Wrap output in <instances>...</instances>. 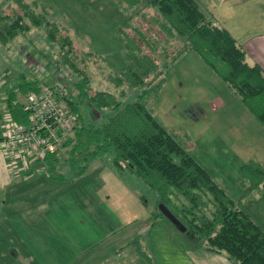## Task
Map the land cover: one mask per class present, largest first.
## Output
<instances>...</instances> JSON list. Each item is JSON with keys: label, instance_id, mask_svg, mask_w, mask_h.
I'll return each instance as SVG.
<instances>
[{"label": "rangeland", "instance_id": "obj_1", "mask_svg": "<svg viewBox=\"0 0 264 264\" xmlns=\"http://www.w3.org/2000/svg\"><path fill=\"white\" fill-rule=\"evenodd\" d=\"M25 1L46 20L66 29L74 51L81 57L80 65L88 76L90 90L115 96L123 90L121 103L135 97L140 88L114 86L110 80L131 56L119 28L129 21L151 32L135 9L117 0ZM8 2L0 0V6ZM57 49L55 43L47 40L43 25L30 26L0 44V84L5 76L10 83L31 78L38 83L59 81L72 92L80 114L78 123L94 120L97 112L79 97L73 83L76 77L60 63ZM143 100L160 124L231 198L241 197L242 208L264 230V185L243 192L239 176L240 164L249 159L264 165V125L246 109L237 94L194 51L188 50L164 71L158 87L145 92ZM56 151L54 164L59 178L45 176L49 171L44 161L42 170H34V177L16 189L29 200L28 206L35 214L31 215V222L37 223L34 211L42 206V212L46 209V216L52 217L50 222H61L63 246L70 245V238H75L72 244L79 249L78 264H82L80 259L84 255L127 253L118 247L125 245L127 239L133 243L142 237L145 222L162 225L181 249L189 245L191 238L158 212L156 193L128 170L118 171L113 166L112 148L99 151L80 174L75 172L77 167L68 169L65 146L59 144ZM34 193L42 198H35ZM147 215L149 219H145ZM195 242L203 244L200 240Z\"/></svg>", "mask_w": 264, "mask_h": 264}, {"label": "trees", "instance_id": "obj_2", "mask_svg": "<svg viewBox=\"0 0 264 264\" xmlns=\"http://www.w3.org/2000/svg\"><path fill=\"white\" fill-rule=\"evenodd\" d=\"M117 1L135 9L151 29L148 32L129 21L119 28L131 56L110 80L114 86L140 88L125 103L120 99L123 90L117 96L90 90L81 57L66 29L46 20L25 0H10L0 6V44L30 26L43 25L47 40L58 48L60 63L74 73L79 97L97 112L94 120L79 122L60 143L65 146L64 161L69 169L77 167L75 172L80 174L99 151L112 148L113 166L118 171L128 170L150 187L157 195L156 204L162 202L170 210L184 225L187 237L202 241L208 251L224 252L235 264H264V230L242 208L241 197L231 198L160 124L143 100L150 87L162 83L164 71L192 50L264 125V74L259 65L245 60L242 46L226 28L212 22L196 0ZM170 47L174 49L168 50ZM36 84L29 81L20 86L25 92ZM72 108L79 120L77 105ZM14 111L12 116L20 119ZM56 149L46 159L49 177L60 176L54 164ZM239 176L243 192L258 190L264 184V165L249 159L240 164Z\"/></svg>", "mask_w": 264, "mask_h": 264}, {"label": "crops", "instance_id": "obj_3", "mask_svg": "<svg viewBox=\"0 0 264 264\" xmlns=\"http://www.w3.org/2000/svg\"><path fill=\"white\" fill-rule=\"evenodd\" d=\"M196 2L212 22L226 28L242 46L245 60L250 64H258L264 74V0ZM6 78L7 76L4 83L0 84V115L7 109L11 114L16 110V118H20L17 120H24V113L19 109L24 93L20 84L38 82L31 78L10 83ZM52 154H47L45 161ZM34 172L32 166L24 173L14 174L5 166V159L0 152V264H78L76 253L79 249L77 250L75 243L72 244L75 238H70L68 246L62 244L61 222H50L52 217L46 216V209L42 212L41 205L34 211L37 223L30 220L31 215L35 214H32L33 210L28 206L29 200L16 188L31 180L37 173ZM34 194L35 198H42L39 193ZM147 216L145 219H149ZM145 223L147 226L142 229V237L136 238L133 243L127 239L125 245L118 247L126 249L127 253L84 255L80 261L82 264H235L224 252L208 251L203 244L200 245L189 237L185 252V249H181L168 237L169 234L162 225L156 222Z\"/></svg>", "mask_w": 264, "mask_h": 264}, {"label": "built area", "instance_id": "obj_4", "mask_svg": "<svg viewBox=\"0 0 264 264\" xmlns=\"http://www.w3.org/2000/svg\"><path fill=\"white\" fill-rule=\"evenodd\" d=\"M72 97L59 81L39 82L22 95L24 120L15 119L8 109L1 113L0 152L7 169L14 174L32 166L42 169L47 154L78 125Z\"/></svg>", "mask_w": 264, "mask_h": 264}, {"label": "water", "instance_id": "obj_5", "mask_svg": "<svg viewBox=\"0 0 264 264\" xmlns=\"http://www.w3.org/2000/svg\"><path fill=\"white\" fill-rule=\"evenodd\" d=\"M157 209L161 214L166 216L171 221L173 226H175L179 231H184V225L170 212V210L162 202L157 203Z\"/></svg>", "mask_w": 264, "mask_h": 264}]
</instances>
